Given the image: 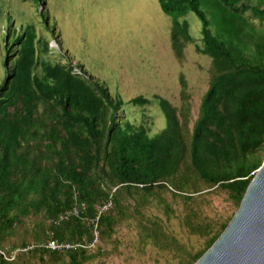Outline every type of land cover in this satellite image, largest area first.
I'll list each match as a JSON object with an SVG mask.
<instances>
[{
  "label": "trees",
  "instance_id": "16d2710c",
  "mask_svg": "<svg viewBox=\"0 0 264 264\" xmlns=\"http://www.w3.org/2000/svg\"><path fill=\"white\" fill-rule=\"evenodd\" d=\"M35 1L45 6V0ZM158 3L172 21L176 61L182 63L194 43L181 20L191 12L201 23L195 50L211 62L195 119L182 75L179 107L159 96L127 102L158 106L166 124L155 135L144 123H130L122 98L82 64L65 53L52 59L56 50L33 23L16 28L8 18L0 84V249L8 256L19 251L11 261L0 256V264H94L118 245L116 234L125 224L137 229L141 248L150 247L166 262L194 264L238 210L264 161V0ZM217 195L235 210L225 220L205 210ZM109 200L95 249L42 247L51 238L92 241L89 222ZM75 202L85 204L83 215L54 225ZM173 203L180 205V227L201 240L197 249L168 230ZM153 206L165 219L148 214Z\"/></svg>",
  "mask_w": 264,
  "mask_h": 264
},
{
  "label": "rangeland",
  "instance_id": "374dc122",
  "mask_svg": "<svg viewBox=\"0 0 264 264\" xmlns=\"http://www.w3.org/2000/svg\"><path fill=\"white\" fill-rule=\"evenodd\" d=\"M40 11L48 16V24ZM0 15V84L4 80V29L10 17L16 28L33 23L37 34L44 35L49 46L56 50L52 59L57 60L58 53H65L73 62L82 64L89 75L105 83L113 95L124 101L127 120L146 124L150 135L159 133L166 124L158 106L132 107L127 102L138 96L149 99L159 96L179 107L180 75L186 80L192 118H196L200 100L208 88L211 61L195 50L201 44V23L193 13L181 19L189 24V34L194 40L185 48L182 63L176 61L170 48L172 21L162 12L158 0H45L41 9L35 0H0ZM172 206L176 213L170 222H165L168 230L182 243L197 249L201 240L180 227V205ZM205 210L210 217L222 220L235 211L221 195L212 197ZM148 214L165 219L159 207L153 206ZM125 225L116 234L118 245L109 246L110 254L94 264H175L166 262L150 247L141 248L137 229Z\"/></svg>",
  "mask_w": 264,
  "mask_h": 264
},
{
  "label": "water",
  "instance_id": "95a60500",
  "mask_svg": "<svg viewBox=\"0 0 264 264\" xmlns=\"http://www.w3.org/2000/svg\"><path fill=\"white\" fill-rule=\"evenodd\" d=\"M194 264H264V161L225 230Z\"/></svg>",
  "mask_w": 264,
  "mask_h": 264
},
{
  "label": "built area",
  "instance_id": "2783aa9c",
  "mask_svg": "<svg viewBox=\"0 0 264 264\" xmlns=\"http://www.w3.org/2000/svg\"><path fill=\"white\" fill-rule=\"evenodd\" d=\"M112 206L111 201L109 200L108 202L102 204L96 209V214L94 218L89 222V225H91L92 228V236L93 239L92 241L88 243H69V242H59L54 239H50L46 244L42 245L45 248L52 250V251H69V250H76V249H88V250H93L95 249L96 245L99 242L100 238V230H99V220L100 217L106 213ZM86 206L83 203H78L75 202V204L69 209L66 210L64 213L60 214L59 217L53 222L54 225L58 226L63 222H67L71 218H79L83 215L85 212ZM52 237V234L50 233L49 235ZM19 250H16L13 252L11 255H7L6 252L2 249H0V256L5 258L8 261H11L14 259V256L16 252Z\"/></svg>",
  "mask_w": 264,
  "mask_h": 264
},
{
  "label": "clouds",
  "instance_id": "9594fccd",
  "mask_svg": "<svg viewBox=\"0 0 264 264\" xmlns=\"http://www.w3.org/2000/svg\"><path fill=\"white\" fill-rule=\"evenodd\" d=\"M41 9V8H40Z\"/></svg>",
  "mask_w": 264,
  "mask_h": 264
}]
</instances>
